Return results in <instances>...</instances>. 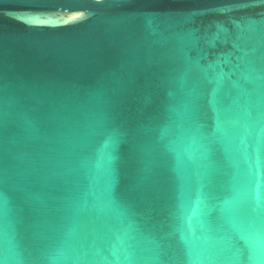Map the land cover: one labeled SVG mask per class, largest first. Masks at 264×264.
<instances>
[{
    "label": "water",
    "instance_id": "water-1",
    "mask_svg": "<svg viewBox=\"0 0 264 264\" xmlns=\"http://www.w3.org/2000/svg\"><path fill=\"white\" fill-rule=\"evenodd\" d=\"M0 264H264V0H0Z\"/></svg>",
    "mask_w": 264,
    "mask_h": 264
}]
</instances>
